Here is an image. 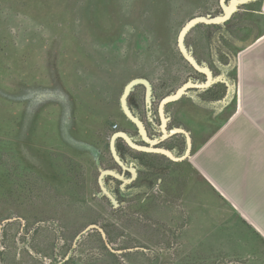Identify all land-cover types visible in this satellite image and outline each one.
Instances as JSON below:
<instances>
[{
  "label": "rangeland",
  "instance_id": "rangeland-1",
  "mask_svg": "<svg viewBox=\"0 0 264 264\" xmlns=\"http://www.w3.org/2000/svg\"><path fill=\"white\" fill-rule=\"evenodd\" d=\"M219 2L0 0V264H56L90 223L124 251L111 252L93 229L63 264H264V240L238 256L206 254V240L198 249L181 192L126 187L115 203L98 183L112 126L124 124V85L145 76L159 97L181 82L177 34L193 16L219 15ZM241 16L229 20L243 32L222 134L264 137V14ZM246 24L255 41L241 47Z\"/></svg>",
  "mask_w": 264,
  "mask_h": 264
},
{
  "label": "flooded vegetation",
  "instance_id": "flooded-vegetation-1",
  "mask_svg": "<svg viewBox=\"0 0 264 264\" xmlns=\"http://www.w3.org/2000/svg\"><path fill=\"white\" fill-rule=\"evenodd\" d=\"M230 1L223 0L225 4H229ZM220 2L219 14H222L223 9ZM257 2L261 5L262 0H249L239 3L236 11L228 20L219 24L200 23L187 32L184 44L201 70L195 68L182 55L177 46L182 62L185 64V66L181 64L180 68L187 71L182 81L178 80L174 88H161L162 94L157 97V88L152 81L145 76H137L149 81L150 93L147 95L146 86L143 83H138L134 85L126 101L130 112L142 122L143 131L123 112L120 106L124 118L123 123L127 126L113 124L111 135L115 132H124L132 143L144 146L146 149H137L125 137L118 136L114 145L116 153L122 161L121 164L110 151L109 139L110 163L103 165L104 169H100L98 175V183L102 190V186H104L114 198L118 194L122 197H128L130 192L125 193L126 187H130L131 191L140 194L142 187H149L151 183L157 184L158 175L162 178L159 171H167V169L170 171V163L174 162L169 155L156 151V148L169 150L175 158L181 157L187 148L186 133H188L191 149L188 155L183 157L186 160L193 151L194 139V134L188 123L192 122L199 125L202 130L218 127L222 124V118L232 106L233 94L236 89V84L231 79L237 62L236 49L234 48H238L242 44L238 35L243 32L242 30L236 31L237 28L243 27L242 25L234 24L232 26L229 20L234 19L233 16L239 13L242 14L241 19L247 20L249 18L246 16L250 13L264 14L262 10L257 12L255 8L251 7L253 3ZM197 27L201 31L195 32L196 34L191 33ZM245 27H248L247 40H250L255 36V27L250 24H246ZM203 40L204 42H202ZM183 85H186L184 92L177 99L161 105L165 97ZM106 169L114 170L120 177L106 174L102 177L101 186L99 176L101 171ZM104 179L108 183L107 186ZM124 182L126 183L123 186ZM148 193L147 191L146 194ZM117 200L119 201L118 198Z\"/></svg>",
  "mask_w": 264,
  "mask_h": 264
},
{
  "label": "crops",
  "instance_id": "crops-1",
  "mask_svg": "<svg viewBox=\"0 0 264 264\" xmlns=\"http://www.w3.org/2000/svg\"><path fill=\"white\" fill-rule=\"evenodd\" d=\"M223 124L211 131L188 123L193 151L186 160L170 156V171H159L157 183L173 198L179 192L184 196L191 208L192 243L198 242V249L206 240V254L257 253L261 249L256 241L264 240V137L257 131L223 135Z\"/></svg>",
  "mask_w": 264,
  "mask_h": 264
},
{
  "label": "water",
  "instance_id": "water-1",
  "mask_svg": "<svg viewBox=\"0 0 264 264\" xmlns=\"http://www.w3.org/2000/svg\"><path fill=\"white\" fill-rule=\"evenodd\" d=\"M247 1H249V0H231L229 4H225L223 2V0H221V6H222V9H223V13L222 14L214 15V16H211V15H197V16H193L192 18L188 19L182 25L181 29L179 30V32L177 34V46H178L179 50L181 51L182 55L195 68L201 70L200 66L197 64V62L195 61V59L193 58V56L188 52V50H187V48H186V46L184 44V38H185V35L187 34V32L192 27H194L195 25H197L199 23H204V24H219V23H222V22L228 20L231 17V15L236 11L237 5L239 3H244V2H247ZM261 10L264 12V0H262V2H261ZM254 41H255V36L252 39L247 40L243 44V46H241V47H244V46L245 47H248L251 44H253ZM138 83H143L146 86L147 95H149V93H150V83H149V81L147 79H145V78L136 77V78H133V79L129 80L124 85L123 90H122V93H121L120 98H119V102H120V106H121L123 112L132 121H134L138 125V127L140 128L141 131H143L142 122L130 112V110H129L128 106H127V101H126L128 94L130 93V91L132 90V88L134 87V85H136ZM185 87H186V85H183L180 88H178L174 93H172V94L168 95L167 97H165L162 100L161 105L164 104L167 101H171V100L177 99L184 92ZM186 135H187V148H186V151H185V154L183 155V157L184 156H187L188 153H189V150H190V138H189L188 133H186ZM118 136L125 137L126 140L131 145H133L134 147H136L137 149H141V150H143V149L145 150L146 149V147H144V146L136 145V144L132 143V141L130 140V138L124 132H115V133H113L111 135L110 141H109L110 151H111L112 155L114 156V158L119 163H121V164H122V161L118 157V155L116 153L115 145H114L115 139ZM155 150L158 151V152L164 153L166 155L172 156L171 152L169 150L164 149V148H156ZM106 174H112V175H115L117 177H120V175L117 172H115L114 170H108V169L102 170L101 171V174L99 176V181H100L101 186H102V177L105 176ZM102 187H103V190L106 193V195L113 202L116 203L115 198L112 195V193H110V191H108L104 186H102ZM9 220L10 219H5L4 221H9ZM93 229L97 230L100 233V236H101L104 244L106 245V247L111 252L121 253V252L124 251V250H121V249H114V248H112V246L110 245V243L107 241V235H106V232H105V230L103 229L102 226H100L97 223H90V224L86 225L79 233H77V235L75 236V238L73 240V243H72L70 249L68 250V252L66 253V255L63 257V259L57 261L56 264H63V263H65L71 257V255L73 253V250L76 247V243H77L78 239H80L83 234H85L88 231L93 230Z\"/></svg>",
  "mask_w": 264,
  "mask_h": 264
}]
</instances>
